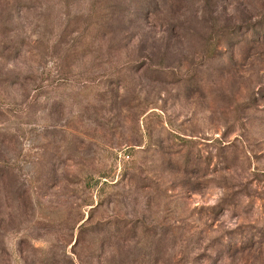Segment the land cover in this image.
Wrapping results in <instances>:
<instances>
[{"label": "rangeland", "instance_id": "374dc122", "mask_svg": "<svg viewBox=\"0 0 264 264\" xmlns=\"http://www.w3.org/2000/svg\"><path fill=\"white\" fill-rule=\"evenodd\" d=\"M0 264H264V0H0Z\"/></svg>", "mask_w": 264, "mask_h": 264}]
</instances>
